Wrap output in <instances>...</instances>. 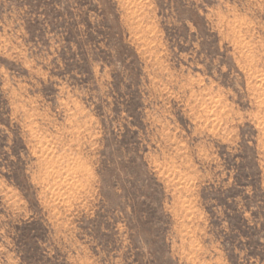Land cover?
Segmentation results:
<instances>
[{
	"label": "rangeland",
	"instance_id": "1",
	"mask_svg": "<svg viewBox=\"0 0 264 264\" xmlns=\"http://www.w3.org/2000/svg\"><path fill=\"white\" fill-rule=\"evenodd\" d=\"M0 264H264V0H0Z\"/></svg>",
	"mask_w": 264,
	"mask_h": 264
}]
</instances>
